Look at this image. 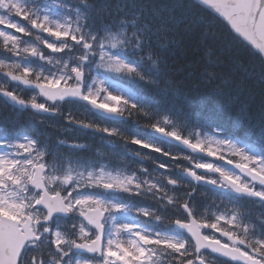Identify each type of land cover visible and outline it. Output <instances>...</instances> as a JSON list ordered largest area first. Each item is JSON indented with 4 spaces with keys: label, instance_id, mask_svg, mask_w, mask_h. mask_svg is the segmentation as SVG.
Wrapping results in <instances>:
<instances>
[{
    "label": "snow or ice",
    "instance_id": "6c2138e0",
    "mask_svg": "<svg viewBox=\"0 0 264 264\" xmlns=\"http://www.w3.org/2000/svg\"><path fill=\"white\" fill-rule=\"evenodd\" d=\"M214 50L230 108L168 102ZM0 103V264H264V0H0Z\"/></svg>",
    "mask_w": 264,
    "mask_h": 264
},
{
    "label": "trees",
    "instance_id": "16d2710c",
    "mask_svg": "<svg viewBox=\"0 0 264 264\" xmlns=\"http://www.w3.org/2000/svg\"><path fill=\"white\" fill-rule=\"evenodd\" d=\"M202 19L205 23L212 22L210 18L202 14ZM214 23V22H213ZM216 28L220 29L221 26L216 24ZM218 53L214 50L210 55H205L203 52L196 57L197 63H193V54L191 51L187 52H176L169 56L168 58V75L164 78L165 81L172 80L179 87L180 95L175 97L166 98L168 102H179L184 103L189 108L195 109L200 105H223L226 109L230 108L229 101L226 97H220L216 93V87L219 81L206 82L202 77L201 73L204 68L216 62ZM224 60L223 67L216 68L215 71L218 74L224 76L229 75V69L235 65H243L244 67H251L255 61L250 57L239 45H232L231 51L226 54L225 57H221ZM210 71L212 69H209ZM251 82H249L250 84ZM166 87V84L162 82L160 88ZM139 90L141 92L147 93L149 95H154L156 89L149 85H139ZM187 95L189 97L188 101H185L183 97ZM247 106L250 108V114L252 116H257L260 112L261 107V97L258 95L257 90L253 89V94L247 99ZM12 109L3 103H0V113L9 114ZM143 122L141 121L140 124ZM135 122H130L126 127L131 129L135 128ZM57 127H48L44 130L45 136H50L52 141L55 142L57 138L63 139L65 137L72 139L73 137H79L80 135H75V133H69L68 135L62 133V129L59 128V122L57 121ZM82 135V134H81ZM83 140H79L80 143Z\"/></svg>",
    "mask_w": 264,
    "mask_h": 264
},
{
    "label": "rangeland",
    "instance_id": "374dc122",
    "mask_svg": "<svg viewBox=\"0 0 264 264\" xmlns=\"http://www.w3.org/2000/svg\"><path fill=\"white\" fill-rule=\"evenodd\" d=\"M25 95L28 96V95H31V94H25ZM135 125H136L135 128H134L135 130L143 131L142 127L138 126L137 124H135ZM145 151H147V150H145Z\"/></svg>",
    "mask_w": 264,
    "mask_h": 264
},
{
    "label": "flooded vegetation",
    "instance_id": "af4514ba",
    "mask_svg": "<svg viewBox=\"0 0 264 264\" xmlns=\"http://www.w3.org/2000/svg\"><path fill=\"white\" fill-rule=\"evenodd\" d=\"M25 94H27V93H25Z\"/></svg>",
    "mask_w": 264,
    "mask_h": 264
}]
</instances>
